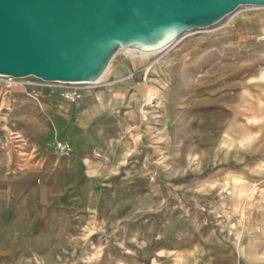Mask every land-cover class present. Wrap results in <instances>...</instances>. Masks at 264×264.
Here are the masks:
<instances>
[{"label":"rangeland","instance_id":"obj_1","mask_svg":"<svg viewBox=\"0 0 264 264\" xmlns=\"http://www.w3.org/2000/svg\"><path fill=\"white\" fill-rule=\"evenodd\" d=\"M177 39L119 49L76 102L0 75V264L195 261L227 215L264 225V6Z\"/></svg>","mask_w":264,"mask_h":264},{"label":"water","instance_id":"obj_2","mask_svg":"<svg viewBox=\"0 0 264 264\" xmlns=\"http://www.w3.org/2000/svg\"><path fill=\"white\" fill-rule=\"evenodd\" d=\"M264 0H0V75L95 82L120 48L155 50Z\"/></svg>","mask_w":264,"mask_h":264},{"label":"crops","instance_id":"obj_3","mask_svg":"<svg viewBox=\"0 0 264 264\" xmlns=\"http://www.w3.org/2000/svg\"><path fill=\"white\" fill-rule=\"evenodd\" d=\"M99 83H102V80ZM85 92L87 93L86 98H90V101L83 103L81 100V105L94 102L97 92L104 93V91L90 89ZM78 103L72 104L77 105ZM95 166H97V171L100 172L99 165ZM114 170L115 167L111 165L107 169L106 175L112 174ZM98 172L93 175L90 174V176H98ZM78 174L85 177L89 176L83 170ZM248 213L250 216H247ZM243 214L242 219L237 224L235 217L232 219L233 217L231 218L229 214L226 217L227 222L225 225L213 227L207 237L208 240H205L196 248L197 257L195 261H169L165 264H264V225H260V223L255 226L248 225L251 212L250 210H244Z\"/></svg>","mask_w":264,"mask_h":264},{"label":"built area","instance_id":"obj_4","mask_svg":"<svg viewBox=\"0 0 264 264\" xmlns=\"http://www.w3.org/2000/svg\"><path fill=\"white\" fill-rule=\"evenodd\" d=\"M41 80L40 85H37L38 88L45 87L48 90L49 95L56 94V86L54 82L61 83V95L62 97L69 102H76L82 98V89L76 82H59V81H44ZM92 83V82H88ZM34 93H41L40 89L32 90ZM58 151L62 154L68 155L71 152V148L65 141H59L57 143Z\"/></svg>","mask_w":264,"mask_h":264},{"label":"bare ground","instance_id":"obj_5","mask_svg":"<svg viewBox=\"0 0 264 264\" xmlns=\"http://www.w3.org/2000/svg\"><path fill=\"white\" fill-rule=\"evenodd\" d=\"M176 39V38H175ZM173 40L172 42H170L169 44H167L166 46L164 47H161V48H158V49H155V50H142V49H137V48H126L128 50H131L132 53H134L135 56H141V55H150L152 53H156V52H159L160 50L164 49L165 47L169 46V45H174L175 43L178 42V39L177 40ZM121 49V48H120ZM119 50V49H118ZM117 50V51H118ZM116 51V52H117ZM115 52V53H116ZM114 53V54H115ZM107 70V67L106 69L103 71V73L99 76V78H97V80L95 82H92V83H96L98 81H100L102 78H103V74L105 73V71ZM30 76V75H29ZM76 83H84V82H76ZM150 91V90H149ZM148 97L150 96V94H146ZM60 141H65L66 143H68L66 140H60ZM68 145H70L68 143Z\"/></svg>","mask_w":264,"mask_h":264}]
</instances>
